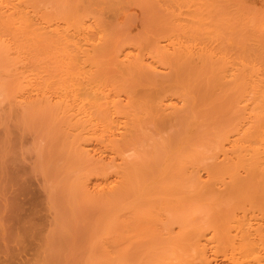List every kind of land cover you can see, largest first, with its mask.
<instances>
[{
    "label": "bare ground",
    "instance_id": "obj_1",
    "mask_svg": "<svg viewBox=\"0 0 264 264\" xmlns=\"http://www.w3.org/2000/svg\"><path fill=\"white\" fill-rule=\"evenodd\" d=\"M256 22L245 0H0V178L45 173L44 264H264Z\"/></svg>",
    "mask_w": 264,
    "mask_h": 264
},
{
    "label": "rangeland",
    "instance_id": "obj_2",
    "mask_svg": "<svg viewBox=\"0 0 264 264\" xmlns=\"http://www.w3.org/2000/svg\"><path fill=\"white\" fill-rule=\"evenodd\" d=\"M245 3H246V15H247V17L248 16H252V17H254L255 19H256V23L257 24H252V23H250V25H249V28H251V29H253V31L254 32H256L257 34H259L260 36H259V38L257 39V41L255 40V39H253V36H251L250 35V37H249V42L250 43H254V44H256V45H262V47H263V56H264V25H262V22L264 21V0H245ZM30 67H28V68H32V66L31 65H29ZM4 72V73H3ZM2 72V74H3V76L2 77H5L4 75H5V71H3ZM5 79V78H4ZM8 79H10V78H8ZM5 80H7V77H6V79ZM8 81V80H7ZM4 102V101H3ZM2 102V103H3ZM1 103V104H2ZM5 103V102H4ZM2 107V105L0 106V108ZM253 113V112H252ZM0 131H2V129L0 130ZM43 144H45L44 142L45 141H41ZM30 144H32V143H30ZM86 146H90V147H93L94 145H92L91 146V144L89 145V144H87ZM34 153V152H33ZM32 153V154H33ZM34 155V157H35V154H33ZM32 155V156H33ZM27 165H29V164H27ZM25 168L27 169V168H31V167H24L23 168V171H24V173H27V171H25ZM22 169V168H21ZM28 170V169H27ZM30 170H32V168L30 169ZM17 172H19L18 170H17ZM29 172V171H28ZM31 172V171H30ZM15 173H16V170H15ZM21 173V175L23 174L22 173V171L20 172ZM34 172H32V174H33ZM37 173H38V171H37ZM36 173V174H37ZM41 174H39L38 173V177H37V175L36 174H34V175H32V176H30L29 174L27 175V174H23V176H25L26 175V178H25V180H26V182H27V186L26 185H24V177L23 176H21L19 173H17V175L19 176H21V177H23V178H18L19 180H23V187L21 188V186H19V184L16 182V180L14 181V183H12V181H11V186L10 185H8V184H6V183H4V181H2V179L3 178H0V180L2 181V188L0 187V191L1 192H3V193H0L1 195H0V204L3 202V204H4V206H3V204H1L0 206V264H35V262H43L44 261V258H41V259H43V260H41L40 259V257L39 256H37V253L35 252V250L32 252L31 250H33L34 249V247H36V245H37V241H38V238H37V233L39 232H48L47 231V229L50 227V225L52 224L53 226H51V228L53 227V228H57L58 226H56L55 225V217L56 216H54L53 214H55L56 212H61L62 213V211H56L55 212V209L57 208V207H55V209H54V211L53 210H51V212H50V210H49V207L47 208V206H48V203H49V197L48 196H46V193H47V191H45L43 188H44V184H46L45 182H44V180H45V178H46V175H43V174H45V173H43L42 174V171L40 172ZM31 174V173H30ZM14 176L16 175V174H13ZM13 176V177H14ZM37 177V178H36ZM45 177V178H44ZM28 178V179H27ZM202 178L203 179H208V175H207V173L206 172H202ZM16 179H17V177H16ZM40 180H42V182H40ZM0 181V182H1ZM26 182H25V184H26ZM30 182V183H29ZM10 183V182H9ZM20 183V182H19ZM21 183V184H22ZM42 185H41V184ZM4 184H6V185H8V186H10V187H7V188H5L6 186H4ZM12 184H13V186H12ZM15 184V185H14ZM31 186H30V185ZM47 185V184H46ZM4 186V187H3ZM16 187H18V188H16ZM39 187L41 188V189H39ZM5 188V190H7V192H5V190H3ZM26 188V189H25ZM20 189H22V191L20 190ZM24 189H25V191H24ZM27 190H29V191H27ZM40 190H43V191H40ZM17 194H16V193ZM44 192H46V193H44ZM7 195H6V194ZM12 193V194H11ZM43 195H42V194ZM10 194V195H9ZM15 194V195H14ZM3 195V196H2ZM4 195H5V197H4ZM47 195H49L48 193H47ZM9 196H11V198L9 197ZM46 196V197H45ZM1 197H3V198H5V199H2ZM8 197H9V199H12V201H14V202H11V200H9L8 199ZM45 197V198H44ZM47 197H48V200H47ZM20 198V199H19ZM15 199V200H14ZM42 199V200H41ZM46 199V200H45ZM8 201H10V204H9V202ZM8 202V205L6 206V210L7 209H9L8 207L9 206H11L12 207V209L10 210L11 212H9V214L11 213L12 215L14 214V217L12 216V217H10V219L9 220H7V221H9L10 222V224L12 223H14L13 225H10V227H11V229H9V228H6V225H7V227H8V222H6V216H8L9 214H8V212H7V215H6V212H5V204ZM44 202V203H43ZM43 204H44V206H43ZM45 204H47V206L45 205ZM56 204V203H55ZM46 206V207H45ZM58 206V205H57ZM59 207V206H58ZM4 208V209H3ZM13 208H15V210L13 209ZM52 208H54V207H52ZM51 208V209H52ZM60 208V207H59ZM46 209H48V210H46ZM61 209V208H60ZM18 211V212H17ZM17 212V213H16ZM50 212V214H51V216H49V213ZM53 212V213H52ZM10 214V215H11ZM25 215V216H24ZM58 215V214H57ZM61 215V214H60ZM53 216V217H52ZM47 217H49L48 218V220H47ZM18 218V219H17ZM29 218H31V219H29ZM44 218V219H43ZM51 218H53V219H51ZM59 218V217H58ZM12 219V220H11ZM20 219V220H19ZM52 220L51 221V223H50V221L49 220ZM22 220V221H21ZM34 220V221H33ZM54 220V221H53ZM13 221V222H12ZM17 221V222H16ZM24 221V222H23ZM28 221H31V222H28ZM42 221V222H41ZM43 221H44V223H43ZM48 221V222H47ZM32 222H34V223H32ZM37 224H36V223ZM48 223V226H47V223ZM62 221L60 220V222H58V224L59 225H61L62 223H61ZM24 223V224H23ZM32 223V224H31ZM42 223V224H41ZM6 224V225H5ZM36 224V225H35ZM39 225V226H38ZM62 226V225H61ZM64 226V225H63ZM43 227V228H42ZM47 227V228H46ZM65 227V226H64ZM64 227H63V229H64ZM40 228V229H39ZM46 228V229H45ZM7 229H9V231L11 232H9L10 234H8V230ZM57 229H59V227L57 228ZM49 230V229H48ZM5 231H6V233H5ZM54 231V230H53ZM34 232V233H33ZM18 234V233H20V236H18V235H16V234ZM35 233H36V235H35ZM14 235V238H11L13 235ZM7 235V236H6ZM9 235H10V237H9ZM6 237H8V238H6ZM18 237H20V238H18ZM9 238L10 239H12V240H9ZM7 242V243H6ZM8 247H10V248H8ZM31 248H33V249H31ZM63 249H64V247H62ZM8 249H10L11 250V252L9 253V251L10 250H8ZM23 250V251H22ZM24 250H25V252H24ZM26 250H28V251H26ZM29 252V253H28ZM35 252V253H34ZM21 253V254H20ZM23 253V254H22ZM33 253V254H32ZM25 254V255H24ZM44 254V253H43ZM43 254L41 255V257L43 256ZM47 254V253H46ZM24 255V256H23ZM40 255V254H39ZM48 255V254H47ZM211 255L213 256V254L211 253ZM45 256V255H44ZM47 257H49V255L47 256ZM47 257H45L46 258V260L48 259ZM30 258V259H29ZM50 259V258H49ZM48 259V261L50 262L51 260H49ZM24 260V261H23ZM27 260H28V262H27ZM45 260V261H46ZM54 261V260H53ZM24 262H26V263H24ZM39 262V263H40ZM213 264H218V263H220V264H227V261L226 260H222L221 258H218L217 259V261L214 259L213 261ZM39 263H37V264H39ZM46 264L48 263L47 261L45 262ZM51 263V262H50ZM43 264H44V262H43ZM49 264V263H48ZM52 264H55L54 262L52 263Z\"/></svg>",
    "mask_w": 264,
    "mask_h": 264
}]
</instances>
